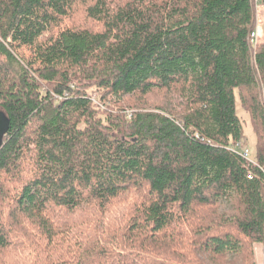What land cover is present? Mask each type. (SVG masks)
Instances as JSON below:
<instances>
[{
    "label": "trees",
    "instance_id": "obj_1",
    "mask_svg": "<svg viewBox=\"0 0 264 264\" xmlns=\"http://www.w3.org/2000/svg\"><path fill=\"white\" fill-rule=\"evenodd\" d=\"M253 2L0 0V264H257Z\"/></svg>",
    "mask_w": 264,
    "mask_h": 264
},
{
    "label": "rangeland",
    "instance_id": "obj_2",
    "mask_svg": "<svg viewBox=\"0 0 264 264\" xmlns=\"http://www.w3.org/2000/svg\"><path fill=\"white\" fill-rule=\"evenodd\" d=\"M254 11H255V23H254V31L257 34V42L255 48H257L258 45L264 44V3H262L261 0H254ZM82 10L79 9L78 12L75 13L74 16L71 17L74 18L71 22L68 23L70 26H82L84 25V22L86 25H89L90 29H96L99 30L100 26L97 24L95 25L88 24L86 21H84L85 16H83V13L81 12ZM255 48H251V52L254 53L256 50ZM258 91V99L260 100V103L262 104L263 101V95H264V86H259L257 87ZM158 94H154L155 98H157ZM236 111L238 115L241 117L242 120V128H243V138L241 141L244 143L245 147L249 151V157L250 159L254 158L255 154V135L252 129V126L249 121L248 114L239 106V103H236ZM227 201V200H226ZM239 205L238 198L234 195H231L228 203L224 205L225 209H230L232 207H237ZM256 259H257V264H264V248L258 247L256 250Z\"/></svg>",
    "mask_w": 264,
    "mask_h": 264
},
{
    "label": "built area",
    "instance_id": "obj_3",
    "mask_svg": "<svg viewBox=\"0 0 264 264\" xmlns=\"http://www.w3.org/2000/svg\"><path fill=\"white\" fill-rule=\"evenodd\" d=\"M256 42H257V34L253 30L252 32H250L249 37H248L249 47L255 48ZM262 105L264 107V95H263ZM232 149L235 152H237L239 155H241L248 163H250L251 165L255 166L257 169L261 170L264 173V165H260V163H258L256 160L250 159L249 151L245 147V145H244V143L242 141H238L235 144L234 148H232ZM248 178H251V175H249Z\"/></svg>",
    "mask_w": 264,
    "mask_h": 264
},
{
    "label": "water",
    "instance_id": "obj_4",
    "mask_svg": "<svg viewBox=\"0 0 264 264\" xmlns=\"http://www.w3.org/2000/svg\"><path fill=\"white\" fill-rule=\"evenodd\" d=\"M10 122L4 111L0 109V147L4 136L9 130Z\"/></svg>",
    "mask_w": 264,
    "mask_h": 264
}]
</instances>
